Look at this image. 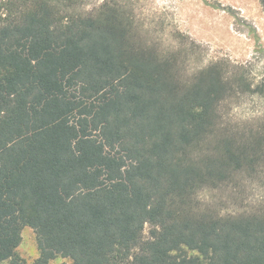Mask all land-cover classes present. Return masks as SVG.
Segmentation results:
<instances>
[{
	"label": "trees",
	"instance_id": "obj_1",
	"mask_svg": "<svg viewBox=\"0 0 264 264\" xmlns=\"http://www.w3.org/2000/svg\"><path fill=\"white\" fill-rule=\"evenodd\" d=\"M194 46L149 43L117 3L0 0V264H264V210H190L202 187L264 173V126L222 114L264 86L225 61L186 76Z\"/></svg>",
	"mask_w": 264,
	"mask_h": 264
},
{
	"label": "rangeland",
	"instance_id": "obj_2",
	"mask_svg": "<svg viewBox=\"0 0 264 264\" xmlns=\"http://www.w3.org/2000/svg\"><path fill=\"white\" fill-rule=\"evenodd\" d=\"M64 13H90L105 2L123 6L140 26L149 43L164 49L194 46L188 54L186 76L207 65L225 61L235 72L242 67L252 88L264 86V7L260 0H57ZM226 123L246 130L264 126V94L245 91L223 107ZM195 215L214 212L221 216L264 210V173L236 174L219 187L205 186L194 197ZM149 225H146L145 236ZM18 254L33 262L39 256L36 233L26 226ZM70 262L58 257L50 264ZM2 264H12L11 261Z\"/></svg>",
	"mask_w": 264,
	"mask_h": 264
}]
</instances>
